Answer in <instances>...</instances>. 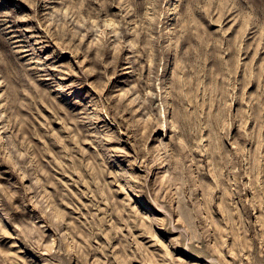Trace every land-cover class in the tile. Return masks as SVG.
Returning a JSON list of instances; mask_svg holds the SVG:
<instances>
[{"label": "rangeland", "instance_id": "1", "mask_svg": "<svg viewBox=\"0 0 264 264\" xmlns=\"http://www.w3.org/2000/svg\"><path fill=\"white\" fill-rule=\"evenodd\" d=\"M263 165L264 0H0V264H264Z\"/></svg>", "mask_w": 264, "mask_h": 264}, {"label": "bare ground", "instance_id": "2", "mask_svg": "<svg viewBox=\"0 0 264 264\" xmlns=\"http://www.w3.org/2000/svg\"><path fill=\"white\" fill-rule=\"evenodd\" d=\"M103 51H104V50H103ZM196 52H197V51H196ZM113 56H114V55H113ZM118 56H119V55H118ZM118 56H117V57H118ZM98 58H99V57H98ZM99 60H100V59H99ZM117 60H118V59H116V61H117ZM114 61H115V60H114ZM118 62H119V61H118ZM116 63H117V62H116ZM227 63H228V62H227ZM233 63H234V62H233L232 59H231L230 62H229V64L232 65L231 68L229 67V68H230V69H229V70H230V73H232V71H233ZM114 64H115V63H114ZM226 65H228V64H225V66H226ZM228 66H229V65H228ZM215 68H216V70H218V71L220 70V69H219V65H217ZM222 68H223V67H222ZM226 68H227V67H226ZM234 71H235V69H234ZM225 72H226V70H225ZM228 72H229V71H228ZM220 73H221V72H220ZM230 73H229V74H230ZM217 74H218V73H217ZM226 74H227V73H226ZM229 76H230V75H229ZM216 77H217V76H216ZM214 78H215V77H214ZM222 78H224V77H222ZM229 78H230V77H229ZM218 80H219V78H218ZM245 80H246V79H245ZM227 81H228V80H227ZM246 81H247V80H246ZM249 81H250V80H249ZM249 81H248V82H249ZM222 82L225 83L226 81L224 82L223 79H222ZM217 83H218V82H217ZM225 84H226V83H225ZM244 84H246L245 81H244ZM222 86H224V85H222ZM222 86H220V87H222ZM225 86H227V85H225ZM225 86H224V88H225ZM215 87H216V86H215ZM217 87H218V86H217ZM215 89H216V88H215ZM218 89H219V88H218ZM226 89H227V88H226ZM220 90H221V89H220ZM223 90H224V89H223ZM223 90H222V92H223ZM214 91H215V90H214ZM218 91H219V90H218ZM224 93H225V91H224ZM215 157H216V156H215ZM258 157H259V155H258ZM219 159H220V158H219ZM225 159H226V157H225ZM256 159H257V158H256ZM223 160H224V159L222 158L221 161L223 162ZM260 160H261V159H260ZM215 161H216V160H215ZM227 162H228V161H227ZM258 162H259V161H258ZM223 164H224V163H223ZM225 164H226V161H225ZM258 164H259V163H258ZM220 165H221V164H220ZM256 165H257V164H256ZM215 166H216V165H215ZM222 166H224V165H222ZM222 166H220V167H222ZM225 166H227V165H225ZM257 166H258V165H257ZM263 166H264V165H263ZM216 167H217V166H216ZM216 167H215V168H216ZM259 167H260V165H259ZM261 167H262V166H261ZM215 168H214V169H215ZM215 170H216V169H215ZM259 170H260V169H259ZM262 170H263V168H262ZM222 171H223V169H222ZM222 171H219V172H222ZM235 171H236V170H235ZM242 171H243V169H242ZM263 172H264V171H263ZM216 173H217V172H215V174H216ZM222 173H223V172H222ZM233 173H234V172H233ZM238 173H239V172H238ZM13 174H14V173H13ZM215 174H214V175H215ZM231 174H232V173H231ZM236 174H237V173H236ZM245 174H246V173H245ZM217 175H219V174L217 173ZM221 175H224V174H221ZM238 175H239V174H238ZM238 175H237V176H238ZM241 175H242V174H241ZM215 176H216V175H215ZM220 177H221V176H220ZM217 179H218V177L215 179V181H216ZM9 182H10V181H9ZM18 182H19V181H18ZM216 182H218V181H216ZM241 183H242V182H241ZM215 184H216V183H215ZM218 184H219V186H221V188H223L222 191L224 190V192H225V190H226V193H227V195H228L227 197L229 198V195H231L230 192L232 191V190L230 191V189H229L230 186H231V183H228V181H226L225 179L220 178ZM14 185H15V184H14ZM256 185L258 186L257 183H256ZM260 185H261V184H260ZM217 186H218V185H217ZM219 186H218V187H219ZM236 187H237V186H236ZM260 187H261V186H260ZM263 187H264V185H263ZM215 188H216V187H215ZM215 188H214V191H215ZM253 188H255V187H253ZM258 188H259V187H258ZM218 189H219V188H218ZM231 189H232V188H231ZM236 189H237V188H236ZM244 189H245V188H244L243 185H242L241 188L238 187V190L233 191V195L236 194V195L238 196V198H239L238 201H235V202H237V203H236V204H237L236 206L233 207L232 205L227 204L226 207H225V206H224L225 202H223V205L220 204V205H221V206H220L221 208L219 207V208H220V211H224V209L227 208V209H225V210L228 211V214L223 213V214H225V216L228 215V216L231 217V218L234 217L236 211L233 212V209L236 208V207H238V208L240 209V212H239V213H242L244 216H246V215H248V214L250 215L249 208H248L247 204H245V203L243 202V201H244L243 196L241 197V195L245 194V193H244ZM246 189H247V188H246ZM246 189H245V190H246ZM255 189H256V188H255ZM220 190H221V189H220ZM262 190H264V189H262ZM218 191H219V190H218ZM246 192H247V191H246ZM23 193H24V192H23ZM222 193H223V192H222ZM263 193H264V192H263ZM257 194H258V193H257ZM22 195H23V194L16 195V196H17V197L20 196V198H21V197H23ZM224 195H226V194H224ZM260 195H261V194H260ZM9 196H10V195H9ZM16 196H15V198H16ZM24 196H25V195H24ZM256 196H257V195H256ZM222 197H224V196H222ZM225 197H226V196H225ZM225 197H224V198H225ZM227 197H226V198H227ZM10 198H12V197L10 196ZM24 198H25V197H24ZM226 198H225V199H226ZM232 198H233V197H232ZM261 198H262V195H261ZM8 199H9V198H8ZM8 199H7V200H8ZM214 199H215V198H214ZM222 199H223V198H222ZM222 199H221V201H222ZM259 199H260V198H259ZM259 199H257V200H259ZM263 199H264V198H263ZM218 200H219V199H218ZM223 200H224V199H223ZM230 200H232V199H231V196H230ZM255 200H256V197H255ZM259 201H260V200H259ZM261 201H262V200H261ZM233 202H234V201H233ZM257 202H258V201H257ZM262 202H263V201H262ZM262 202H260V204H261ZM219 203H221V202H219ZM230 203H231V202H230ZM258 203H259V202H258ZM256 204H257V203H256ZM262 206H264V205H261V206H260V209H261ZM253 207H254V206H253ZM257 207H258V205H257ZM216 208H217V207H216ZM262 208H263V207H262ZM257 209H258V208H257ZM238 211H239V210H238ZM262 211H263V210H262ZM22 212L24 213V211H22ZM216 212H217V211H216ZM224 212H225V211H224ZM226 213H227V212H226ZM239 213H238V214L236 213V214L239 215ZM215 214H216V213H215ZM220 214H221V213H220ZM223 214H222V215H223ZM217 215H218V214H217ZM243 215H241V216H243ZM223 217H224V215H223ZM216 218H217V217H216ZM234 218H235V217H234ZM239 218H241V217H239ZM261 218H262V216H261ZM225 219H226V218H225ZM229 219H230V218H229ZM229 219H228V220H229ZM242 219H243V218H242ZM242 219H241V220H242ZM262 219H263V218H262ZM230 220H231V219H230ZM235 220H236V219H235ZM244 220H245V219H244ZM215 221H216V220H215ZM237 221H238V220H237ZM239 221H240V220H239ZM260 221H261V219H260ZM219 222H220V221H219ZM228 222H229V221H228ZM234 222H235V221H234ZM234 222H233V223H234ZM246 222H248V221L246 220ZM216 223H217V221H216ZM233 223H232L231 225H233ZM235 223H236V222H235ZM219 224H220V223H219ZM248 224H250V223H248ZM57 225H58V224H57ZM214 225H215V223H214ZM216 226H218V223H217V225H215V227H216ZM244 226H245V225H244ZM220 227H221V226H220ZM249 227H250V229H251V225H249ZM249 227L247 226V230H249ZM216 229H217V231H218L219 228L216 227ZM220 229H221V228H220ZM220 229H219V231H220ZM219 231H218V233H219ZM221 231H222V229H221ZM222 232H223V231H222ZM219 234H221V232H220ZM219 234H218V235H219ZM245 235H246V230H245ZM219 236H220V235H219ZM240 238H241V237H240ZM237 239H238V237H237ZM241 239H242V238H241ZM216 240H218V239L216 238ZM235 241H237L236 243H238L240 240H239V241H238V240H235ZM247 241H248V240H247ZM247 241L245 240V238H243V241L241 240V243L244 244L243 246H245L246 248H247ZM219 242H220V241H219ZM218 245H219V244H218ZM240 245H241V244H240ZM250 245H251V244H250ZM250 245H248V246H250ZM233 248H234V247H233ZM242 248H243V247H242ZM242 250H243V249H242ZM234 253L236 254V252H234ZM237 254H238V253H237ZM237 254H236V255H237Z\"/></svg>", "mask_w": 264, "mask_h": 264}]
</instances>
